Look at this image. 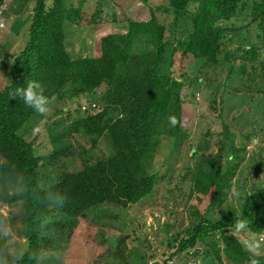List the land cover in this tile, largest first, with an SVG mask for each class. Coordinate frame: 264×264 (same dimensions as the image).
Instances as JSON below:
<instances>
[{"label":"rangeland","instance_id":"1","mask_svg":"<svg viewBox=\"0 0 264 264\" xmlns=\"http://www.w3.org/2000/svg\"><path fill=\"white\" fill-rule=\"evenodd\" d=\"M51 2L45 0L46 8ZM166 3L66 0L70 13L79 10L72 33L66 32L70 59H97L103 39L109 36L130 37L128 51L134 55L153 54L157 45L138 25L156 17L165 26V40L171 46L172 64L165 73L174 85L167 106L177 95L180 112L174 126L168 119L161 122L158 143L142 165L147 176L155 175L149 197L127 207L102 202L74 218L47 209L39 225L40 253L34 264H180L176 258L168 260L178 238L199 223L213 225L226 216L239 217L245 198L264 188V13L255 7H264L263 2L246 0L235 17L218 23L225 33L212 61L183 55L184 47L177 45L176 40H184L191 29L194 7L177 19L174 31L169 27L173 15L155 9ZM33 6L34 0L1 2L0 90L13 76L14 58L24 45ZM131 24L138 25L131 29ZM115 43L119 51L122 45ZM104 89L49 102L41 121L26 133L33 154L40 159L33 173L39 186L44 187L49 174H76L111 157L112 145L99 125L120 116L116 107L104 101ZM86 118H96V129H89L96 133L76 126ZM215 173L213 182H208L211 186L200 181ZM14 188L0 181V264H15L27 249L24 204L2 198H11ZM234 224L221 232L241 244L239 250L223 251L218 240L221 233L211 232L207 239L211 244L218 240V257L199 245L196 253L183 256V264H249L250 259L264 256V227L254 232L246 224L247 229L238 233L232 230ZM245 241H255L260 248L250 252ZM205 250L212 255L208 261Z\"/></svg>","mask_w":264,"mask_h":264},{"label":"trees","instance_id":"2","mask_svg":"<svg viewBox=\"0 0 264 264\" xmlns=\"http://www.w3.org/2000/svg\"><path fill=\"white\" fill-rule=\"evenodd\" d=\"M245 1L167 0L165 7L155 9L173 15V22L169 27L175 31L177 19L193 6L196 11L191 18V29L184 40H176L177 45L184 47L183 55L191 53L193 57L198 55L212 61L222 45L225 33L223 26L218 23L235 17ZM260 1L264 5V0ZM1 2L2 0L0 5ZM65 2L66 0H52L46 8L45 0H34L24 33V45L14 58L13 76L0 90V157L3 160L0 164V181H6L15 187L11 198H2L3 201L22 202L25 208L22 221L27 249L15 264H34L37 261L40 253L39 225L47 209L60 211L65 216L74 218L102 202L127 207L151 194L155 175L150 173L147 176L142 165L149 158L153 145L158 143V127L161 122L170 116L178 120L180 112L177 95L174 96L172 105L167 106L174 85L165 73L166 66L172 64L169 52L171 46L170 41L165 40V26L156 17L153 16L147 23L130 25L131 29L138 25L151 44L157 45L153 54L145 52L134 55L128 51L130 37L116 39L109 36L103 39L101 55L97 59H70L66 50V32L72 33L71 26L76 22L75 15H78L79 10L70 13ZM255 7L260 8L261 14L264 13V7L260 4ZM115 40L122 45L119 51ZM108 43L110 46L113 43L114 46L107 47ZM28 80H38L41 83V94L47 96L49 102L63 101L66 98L71 100L103 86L104 101L109 106L116 107L120 116L111 123L107 119L102 126L99 125L100 129L106 130L112 145L111 157L94 166H86L76 174H62L59 177L49 174L44 187L39 186L33 173L40 159L33 154L32 145L25 135L41 121L42 114L35 113L18 96L13 95L15 89L23 87ZM182 86L180 84L177 87ZM262 90L264 92V85ZM102 116H99L100 121ZM95 119L86 118L76 126L79 128L81 125V130L94 134L96 132L89 129H96ZM213 175H205L200 181L213 182L217 174ZM199 185L205 189L204 183ZM217 188L216 185L215 189ZM238 220H243L254 232L263 229L264 188L245 198L239 217L226 216L213 225L199 223L193 226L185 237L178 238L168 260L176 258L183 264V256L188 257L191 251L196 253L199 245L211 249L218 257V240L223 243L225 252L239 250L241 244L221 232ZM218 231L221 235L217 242H208L207 235ZM204 255L202 256L207 261L212 256L208 250ZM255 259L257 264H264V256ZM165 262L156 264H166Z\"/></svg>","mask_w":264,"mask_h":264},{"label":"clouds","instance_id":"3","mask_svg":"<svg viewBox=\"0 0 264 264\" xmlns=\"http://www.w3.org/2000/svg\"><path fill=\"white\" fill-rule=\"evenodd\" d=\"M42 92L43 88L38 80H28L23 87H17L13 95L18 96L23 103L35 113L44 114L48 111L49 98L44 94H41ZM168 120L173 126L177 123L175 117L170 116ZM246 229V223L243 220H238L235 222L232 230L239 233L241 230ZM245 247L250 252L256 253L260 248V245L255 241H245ZM249 264H257V260L252 258L250 259Z\"/></svg>","mask_w":264,"mask_h":264}]
</instances>
